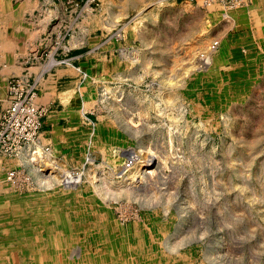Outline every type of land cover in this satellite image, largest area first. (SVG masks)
<instances>
[{"label":"rangeland","instance_id":"1","mask_svg":"<svg viewBox=\"0 0 264 264\" xmlns=\"http://www.w3.org/2000/svg\"><path fill=\"white\" fill-rule=\"evenodd\" d=\"M111 1L120 6L121 16L109 28L110 37L101 38L95 54L76 62L88 79L84 81L79 71L81 82L64 88V103L56 105L59 111L68 107L60 114L61 140L47 141L51 136L42 129L47 113L38 100L34 105L42 111L39 130L35 141L26 139L23 144L35 145L42 138L38 144L53 148L54 162L81 174L84 182L75 192L82 199L95 195L98 185L105 187L110 208L106 210L122 232L114 225L106 238L100 236L94 233L99 223L90 221L91 215H80L84 227L77 232L93 239L89 242L94 250L106 243L124 251L122 242L125 251L132 244L134 257L149 253L162 264H264V52L249 54L251 45L264 44V0ZM92 3L97 8L101 2ZM212 40L220 44L219 61L210 71L199 72ZM54 51L51 46L41 55L49 62ZM69 52L55 57L66 62L79 53ZM13 79L25 89L31 87L24 78L0 79V113L10 105ZM26 118L34 122L33 116ZM94 125L99 132L92 140ZM16 130L12 135L22 137ZM142 148L153 156V170L127 184L129 195H121V173L130 161L122 153ZM18 156L0 154V188L11 195L0 203L11 200L12 209L48 203V213L80 208L78 198L57 183L42 191L40 182L28 179L27 164ZM46 169V175L55 172ZM11 172H19L18 179L6 181ZM36 188L45 198H35ZM2 218L7 232L4 240L0 232V258H6L14 233L32 237L34 231L26 229L28 220L16 230L8 212ZM75 219L73 214L69 221ZM49 232L57 236L55 223L50 222ZM166 236L173 252L167 250Z\"/></svg>","mask_w":264,"mask_h":264},{"label":"bare ground","instance_id":"2","mask_svg":"<svg viewBox=\"0 0 264 264\" xmlns=\"http://www.w3.org/2000/svg\"><path fill=\"white\" fill-rule=\"evenodd\" d=\"M90 2H92V0H90ZM124 4H126V3H124ZM208 4H210V3H208ZM226 16H229V15L227 14ZM109 28H110V26H109ZM120 37H122V36H120ZM5 44H7V43L5 42ZM5 44H4V46H6ZM206 47L207 48L205 49V52H206L205 54L207 55L206 56L207 58L205 61H203V62L201 61L202 62L201 66L199 68H197V69H200L199 72L210 71L211 69L214 68L215 63H217L219 61V58H220L219 55H217L219 50H220V44H218V41L216 42L215 40H212L211 43ZM12 49H14V48H12ZM50 57H51V60L43 68L45 71H49L53 67L59 66L62 63H64V64L70 63L71 64V62L69 60H67L66 62H62V61L57 60L55 55H52V56L50 55ZM12 65H14V64H12ZM31 66L33 67V65H31ZM191 66H193L192 70L194 71L195 64L191 65ZM73 67H75V66H73ZM32 69H34V68H32ZM79 71L81 73H83V75H84L83 80L84 81L86 79H88V77H89L88 72L82 70L81 68L79 70L77 69L78 73H79ZM17 72H19V71H17ZM183 74H185V73H183ZM214 74L217 75L218 73L215 72ZM80 86L82 87V83L80 84ZM81 87H80V89H81ZM83 93H84V90H81L79 95H80V100L82 101V103L81 102L80 103L82 105V108L83 107L86 108V101L83 98H81ZM35 102L36 103L38 102L37 94H35L34 104H35ZM82 110L85 111L84 109H82ZM98 128L99 127L97 125L93 126L92 134H91L92 140L95 137L96 132H99ZM89 137H90V134H89ZM39 140H38L39 142L36 141L35 145L30 144V146H27V147L25 146L22 149H20L17 153H15V155H19L18 159H20V162L22 161V162L27 164V166L26 165L25 166H26V169L28 170L29 174H26V176L29 177L28 178L29 180L34 178L36 181L40 182L41 184L38 183V185L39 184L41 185V187H42L41 190L44 192H46L48 190L47 189L48 187L52 188L54 186V183H57L58 185L63 186V191H66V190L71 191L72 194H74L73 197L78 198V200L80 202V206H79L80 208L78 210H75V211H71V210L67 209L65 211H58V210L55 211L54 210L51 213H48V208H47L49 206L48 203L45 205H43L42 203H40V205L39 204H33L31 206H28V207L26 206L25 208H23V206L21 207L19 205H17V206L14 205L15 207L12 209V228H15L17 230L19 227H21L22 221L28 220L29 224L27 223L28 225L26 226V229L28 228L31 230V232H32V230L34 232H33L32 237L30 235L28 236V233L26 235H18L16 233H14L15 236H13L11 234L12 235V242L9 245V249H10L9 251L10 252L6 258H0V264H7V262H9V261H11L12 264H162V261H154L153 258H151V255L149 253H147L145 255L144 254L143 255H137V257H134L133 256V254H135V253H133L134 247L132 246L131 243L129 244L130 247L126 245L128 247V249L126 250L127 253L125 251V246H124L125 244H123V246H122V242H121V247H124V251L117 250L116 248L111 247L109 244H106V243H99L102 246L98 250L92 249L93 245L89 241H91L93 239L86 238V237L82 238L80 235V231L77 232V230H80L82 226L84 227L83 221H85V220L83 217L80 218V215H82V214L88 215V216L91 215L93 218L90 219V221H92V222L96 221L97 223H99V227L94 231V233L95 232L100 233V236L104 235L106 238L108 234H111L110 230H112V228H114V225H116L118 227L119 232H122V228L120 227L118 221L117 220L114 221V218L111 220L112 215L109 213L110 210L109 211L106 210V208L107 209L109 208L108 200L106 198V196L108 194L107 190H104L105 187L102 186V188H100L101 186L98 185L97 189H96L97 193L95 192V195H93V196L87 195L83 199L81 198V196H77V194H76L77 192H75V191H77V188L80 185V183L84 182L82 175L81 174L75 175V173H73V171L69 170V167H67V165L63 164V166H62L57 161L54 162L53 159L56 157L53 154V151H52L53 148L52 149H50L48 147L46 148L45 146L38 144L41 142L42 138ZM94 141H95V139H94ZM91 148L88 147L89 150H91ZM144 149L142 148L141 150L139 149L138 151L130 150V152L126 153V154L122 153V156H124V155L129 156L128 158L130 161H129V163H127V160H126V167H124L125 165L123 166L124 168L122 167L123 170L121 173L122 174L121 177H123V179H124V183H123L124 189L120 188L121 189V195H129L127 192V187H126L127 184L133 183L134 180L138 176L143 175L144 173H148V175H149V173L151 171L148 172V170H153V169H150L151 168L150 164L152 163L151 161L154 158H153V156H151V155L149 156L148 154H146L144 152L145 151ZM110 150H112V149L110 148ZM88 154H89L88 159L90 161H93L94 156H92L90 152ZM142 155H144V156L141 157ZM146 155H148V156H146ZM84 158H85V156H84ZM56 160H59V159H56ZM46 167H48V168L50 167L55 172H51L52 174L46 175L44 173L45 170H47ZM58 168L61 171H58L59 170ZM15 174H16V176H14V174H12V181H14L20 175L19 172L15 173ZM22 174H23V172L21 173V175ZM28 179H27V181H28ZM6 181H9L8 177H6ZM43 183H45V185H43ZM40 185H39V187H40ZM34 187L35 186H33V188ZM128 189H130V188H128ZM132 189H134V188H132ZM41 190L39 191V190H37V188H36V190L34 189L33 195L35 196L36 199L39 197H42V196H39L41 193ZM46 197H48V196H46ZM43 198H45V197H42V199ZM98 199H100L101 203L103 202L105 204V206H107V207H105V208L102 207L100 205V201L99 202L97 201ZM104 204H102V205H104ZM81 208H83V209H81ZM5 214H7V212H0V217L2 218ZM73 214L77 216V219H75V221L73 220L74 222H71L69 220L72 218ZM49 216H52V217H49ZM88 218H91V217H88ZM51 220H54V221H51ZM50 222L55 223L57 225V228H58L57 236H53V234H50V232H49L50 231ZM36 225L39 228L38 231L35 227ZM92 227H94V226H92ZM2 228H3V230H5L4 226L1 227V230H2ZM85 228H86V226H85ZM3 230H2V239L4 240V237H3L4 231ZM37 233H39V234H37ZM171 241H172V239H171ZM124 242H126V241H124ZM168 242H170V241H169V238L166 236L164 238V243L167 247V250L170 252H173L172 248H170V247H172L171 243L168 244ZM79 243H83V244L81 246H77ZM181 244L183 245L184 242H181ZM44 245H46V247ZM163 246H164V244H163ZM178 246L176 245L177 248H178ZM48 247L51 248L52 251L48 250ZM218 254H219V250L216 254H213V256L215 255V257H217ZM139 256H141V257H139ZM210 257L211 256L209 255V258ZM206 260H207V258H206Z\"/></svg>","mask_w":264,"mask_h":264},{"label":"crops","instance_id":"3","mask_svg":"<svg viewBox=\"0 0 264 264\" xmlns=\"http://www.w3.org/2000/svg\"><path fill=\"white\" fill-rule=\"evenodd\" d=\"M99 1L101 3L95 8V3L90 0H0V79L8 82L13 77L24 78L23 80L34 87L37 99L47 113L42 125V129H46L44 135L51 136L47 141L61 140L58 136L64 132L59 128L62 120L60 114L65 113L68 107L59 111V106L56 105L64 103V88L81 82L80 74L75 68L80 66H77L76 62L85 56H91L100 48L98 43L101 38L110 35L109 26L112 27L121 16L120 6L117 3L111 0ZM53 13L56 15L52 16ZM60 41H63V45ZM66 44L68 45L64 50L63 46ZM257 45L258 43L251 45L249 54L264 52V44ZM51 46H54V54L61 58L67 57L69 50L72 53H79L68 58L72 65L62 63L45 71L43 68L48 60L41 53L50 51ZM82 50H85L84 53ZM35 52L37 55H34ZM255 58L258 61V58ZM61 83L67 85L63 89L59 88ZM10 197V192L6 193V190L0 188V198ZM0 212H8L10 217L12 216L11 200L0 203ZM1 219L3 218L0 217ZM2 226L6 237L7 226L0 224L1 233ZM10 234L9 232L7 236Z\"/></svg>","mask_w":264,"mask_h":264},{"label":"built area","instance_id":"4","mask_svg":"<svg viewBox=\"0 0 264 264\" xmlns=\"http://www.w3.org/2000/svg\"><path fill=\"white\" fill-rule=\"evenodd\" d=\"M35 94L33 86L25 89L19 79L11 80L8 98L10 105L0 113V154L12 156V153H17L24 146H27L28 141H34L40 126L39 115L42 113L34 105ZM27 115L33 116L34 122L27 119ZM21 125L24 126L20 127ZM15 127L19 129L16 130ZM12 130H16L17 134H21L22 137L12 135ZM26 139L28 141L23 144ZM8 178L9 181H12V172Z\"/></svg>","mask_w":264,"mask_h":264}]
</instances>
